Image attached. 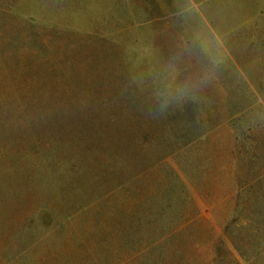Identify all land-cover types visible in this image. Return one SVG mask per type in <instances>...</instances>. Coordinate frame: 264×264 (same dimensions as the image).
<instances>
[{"label":"rangeland","instance_id":"374dc122","mask_svg":"<svg viewBox=\"0 0 264 264\" xmlns=\"http://www.w3.org/2000/svg\"><path fill=\"white\" fill-rule=\"evenodd\" d=\"M0 264H264V0H0Z\"/></svg>","mask_w":264,"mask_h":264},{"label":"clouds","instance_id":"9594fccd","mask_svg":"<svg viewBox=\"0 0 264 264\" xmlns=\"http://www.w3.org/2000/svg\"><path fill=\"white\" fill-rule=\"evenodd\" d=\"M204 79H205V81H206L208 78H207V77H205Z\"/></svg>","mask_w":264,"mask_h":264}]
</instances>
